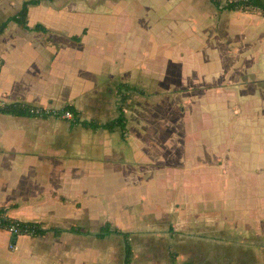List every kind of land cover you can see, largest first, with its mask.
<instances>
[{
  "label": "crops",
  "instance_id": "1",
  "mask_svg": "<svg viewBox=\"0 0 264 264\" xmlns=\"http://www.w3.org/2000/svg\"><path fill=\"white\" fill-rule=\"evenodd\" d=\"M226 1L42 0L46 31L7 24L0 101L78 116L0 112V206L63 229L14 249L0 230V264H123L105 222L130 264H264V16ZM120 81L145 91L125 135L84 125L117 115Z\"/></svg>",
  "mask_w": 264,
  "mask_h": 264
},
{
  "label": "trees",
  "instance_id": "2",
  "mask_svg": "<svg viewBox=\"0 0 264 264\" xmlns=\"http://www.w3.org/2000/svg\"><path fill=\"white\" fill-rule=\"evenodd\" d=\"M42 0H22L19 8L12 14L6 16L3 20L0 21V33L3 32L10 21H14L20 26L27 28V29H36V30H43L46 31V27L42 24H34L32 27L28 25V9L29 5L31 4H38ZM217 6H219V0H213ZM236 7H242L246 9H256L264 16V0H229L226 1L222 8L232 9ZM74 39H79L77 35L72 36ZM2 59L0 58V65ZM116 93H117V115L109 118L103 122H96L92 120H82L84 125H93V126H100L109 130L119 128L122 135H125L127 130V119L124 112V104L127 100V92L131 90H136L140 93H145L143 88H140L137 85L120 81L116 84ZM30 104H25L19 101L13 102H2L0 101V112L2 113H10L15 115H22V114H30L36 115L34 113L29 112ZM61 109H69L72 111L73 115L70 119H75L78 116V112L76 111L75 107L71 106L70 104L64 105ZM50 113L44 112L42 115L39 116H49ZM5 213L6 209L0 206V214ZM12 217L6 214V217L3 219L4 221H11ZM19 220V219H18ZM20 221V226L29 228V232L27 234L38 235L43 234L48 230H53L54 233L58 234L63 229L60 227H42L39 223L33 221ZM72 229V228H71ZM76 232H80L79 229H72ZM83 232H91V231H83ZM92 233V232H91ZM116 233L122 237L123 241V264H130L132 259V244L129 240V231H123L117 227L111 226L109 222H105L96 232L93 234L97 237H104L107 234ZM18 236V235H17ZM13 237L16 239V237Z\"/></svg>",
  "mask_w": 264,
  "mask_h": 264
},
{
  "label": "built area",
  "instance_id": "3",
  "mask_svg": "<svg viewBox=\"0 0 264 264\" xmlns=\"http://www.w3.org/2000/svg\"><path fill=\"white\" fill-rule=\"evenodd\" d=\"M29 112L34 113L36 115H42L44 112L50 113V115L58 116L61 118H72V111L69 109H61V108H51L45 106L31 105L29 106ZM6 217L5 213L0 214V230L7 231L13 237L20 234H27L29 232V228L20 226V221L18 219H12L11 221H4L3 219ZM10 248L14 249L16 247L14 241L9 243Z\"/></svg>",
  "mask_w": 264,
  "mask_h": 264
},
{
  "label": "rangeland",
  "instance_id": "4",
  "mask_svg": "<svg viewBox=\"0 0 264 264\" xmlns=\"http://www.w3.org/2000/svg\"><path fill=\"white\" fill-rule=\"evenodd\" d=\"M21 0H0V20L6 15L14 12ZM123 245H120V258L123 256Z\"/></svg>",
  "mask_w": 264,
  "mask_h": 264
},
{
  "label": "water",
  "instance_id": "5",
  "mask_svg": "<svg viewBox=\"0 0 264 264\" xmlns=\"http://www.w3.org/2000/svg\"><path fill=\"white\" fill-rule=\"evenodd\" d=\"M12 241H14V239H12Z\"/></svg>",
  "mask_w": 264,
  "mask_h": 264
}]
</instances>
